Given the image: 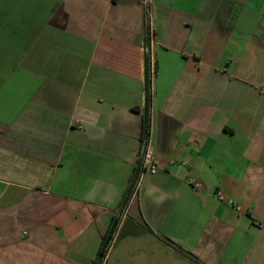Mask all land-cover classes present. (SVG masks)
I'll use <instances>...</instances> for the list:
<instances>
[{"label":"crops","instance_id":"0c3cea01","mask_svg":"<svg viewBox=\"0 0 264 264\" xmlns=\"http://www.w3.org/2000/svg\"><path fill=\"white\" fill-rule=\"evenodd\" d=\"M13 3L0 264H91L113 218L102 264H264V0H154L158 167L123 211L146 102L142 0Z\"/></svg>","mask_w":264,"mask_h":264},{"label":"trees","instance_id":"16d2710c","mask_svg":"<svg viewBox=\"0 0 264 264\" xmlns=\"http://www.w3.org/2000/svg\"><path fill=\"white\" fill-rule=\"evenodd\" d=\"M145 69H146V102L144 105V110H143V125H142V136H141V149H142V144L144 142V139L148 136L149 134V128H150V107H151V91H150V60L146 56L145 57ZM141 149H140V154L138 156V160L136 162V165L134 167V171L132 174V177L130 179V183L128 187L126 188L123 197L120 201L119 208L120 210L126 209L128 206L135 190L136 187L138 186V183L141 178L142 170H143V160L141 157ZM118 225V219L113 218L107 232L103 236L102 242L100 244V247L97 252L96 258L91 262V264H102L106 254L108 252V249L110 248L111 242L113 241V234L116 230V227Z\"/></svg>","mask_w":264,"mask_h":264},{"label":"built area","instance_id":"2783aa9c","mask_svg":"<svg viewBox=\"0 0 264 264\" xmlns=\"http://www.w3.org/2000/svg\"><path fill=\"white\" fill-rule=\"evenodd\" d=\"M144 20H145V36L143 39V50L145 55L150 60V74L151 78L154 75L155 66V52L159 45V39L156 31V12L154 0H142ZM141 157L143 160V170L139 183L149 174L156 172L158 162L155 157L154 142L152 136V117L150 120L149 134L144 139L141 149Z\"/></svg>","mask_w":264,"mask_h":264},{"label":"rangeland","instance_id":"374dc122","mask_svg":"<svg viewBox=\"0 0 264 264\" xmlns=\"http://www.w3.org/2000/svg\"><path fill=\"white\" fill-rule=\"evenodd\" d=\"M14 0H0V7H12L14 5L13 3ZM34 0H25V4L22 5L23 8H26L28 10L31 9L32 7V4H33ZM10 3H13V4H10ZM10 4V5H9ZM157 9V8H156ZM158 20L156 18V28H157V32H158V28H159V25H158ZM115 255V254H114ZM113 255V257H114ZM107 264H114V262H112V260H110Z\"/></svg>","mask_w":264,"mask_h":264}]
</instances>
